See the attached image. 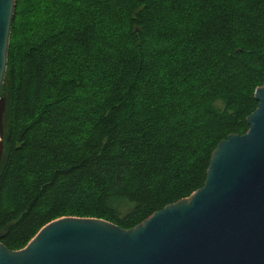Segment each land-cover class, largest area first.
Wrapping results in <instances>:
<instances>
[{
  "label": "trees",
  "instance_id": "16d2710c",
  "mask_svg": "<svg viewBox=\"0 0 264 264\" xmlns=\"http://www.w3.org/2000/svg\"><path fill=\"white\" fill-rule=\"evenodd\" d=\"M264 85V0H16L0 243L64 217L130 230L202 188Z\"/></svg>",
  "mask_w": 264,
  "mask_h": 264
},
{
  "label": "water",
  "instance_id": "95a60500",
  "mask_svg": "<svg viewBox=\"0 0 264 264\" xmlns=\"http://www.w3.org/2000/svg\"><path fill=\"white\" fill-rule=\"evenodd\" d=\"M16 0H0V167L5 81ZM244 135L211 156L204 186L125 230L98 218L64 217L22 250L0 243V264H264V85Z\"/></svg>",
  "mask_w": 264,
  "mask_h": 264
},
{
  "label": "rangeland",
  "instance_id": "374dc122",
  "mask_svg": "<svg viewBox=\"0 0 264 264\" xmlns=\"http://www.w3.org/2000/svg\"><path fill=\"white\" fill-rule=\"evenodd\" d=\"M4 123V122H3ZM4 138V137H3ZM79 218H91V217H79Z\"/></svg>",
  "mask_w": 264,
  "mask_h": 264
}]
</instances>
